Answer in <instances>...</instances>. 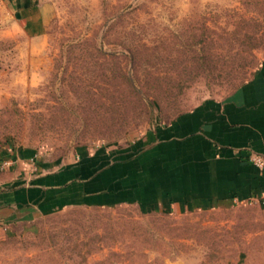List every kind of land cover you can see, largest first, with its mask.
Segmentation results:
<instances>
[{
	"label": "rangeland",
	"instance_id": "1",
	"mask_svg": "<svg viewBox=\"0 0 264 264\" xmlns=\"http://www.w3.org/2000/svg\"><path fill=\"white\" fill-rule=\"evenodd\" d=\"M36 1L46 31L30 37L0 0V161L25 147L49 163L125 147L226 99L264 60V0ZM65 197L0 207V264H234L264 253L262 203L144 212Z\"/></svg>",
	"mask_w": 264,
	"mask_h": 264
},
{
	"label": "crops",
	"instance_id": "2",
	"mask_svg": "<svg viewBox=\"0 0 264 264\" xmlns=\"http://www.w3.org/2000/svg\"><path fill=\"white\" fill-rule=\"evenodd\" d=\"M30 37L46 31L43 5L8 0ZM264 60L223 100H205L125 147H81L60 163L25 147L5 155L1 206L43 205L75 193L80 205H135L144 212L226 209L264 194ZM247 203V202H243ZM264 206V205H263ZM234 264H264V253Z\"/></svg>",
	"mask_w": 264,
	"mask_h": 264
},
{
	"label": "built area",
	"instance_id": "3",
	"mask_svg": "<svg viewBox=\"0 0 264 264\" xmlns=\"http://www.w3.org/2000/svg\"><path fill=\"white\" fill-rule=\"evenodd\" d=\"M249 159H250L251 163L254 164L255 166H257L258 168H261V169L264 168V155L255 153V154H252L251 156H249ZM3 166H4V164L2 163L0 165V167H3ZM250 201H252V199L247 200V201H239L238 203L250 202ZM255 201H258V202L264 204V194L261 195L260 197L256 198Z\"/></svg>",
	"mask_w": 264,
	"mask_h": 264
}]
</instances>
